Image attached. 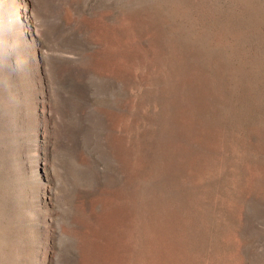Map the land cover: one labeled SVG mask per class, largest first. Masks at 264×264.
<instances>
[{
  "label": "rangeland",
  "instance_id": "1",
  "mask_svg": "<svg viewBox=\"0 0 264 264\" xmlns=\"http://www.w3.org/2000/svg\"><path fill=\"white\" fill-rule=\"evenodd\" d=\"M0 264H264V0H0Z\"/></svg>",
  "mask_w": 264,
  "mask_h": 264
},
{
  "label": "bare ground",
  "instance_id": "2",
  "mask_svg": "<svg viewBox=\"0 0 264 264\" xmlns=\"http://www.w3.org/2000/svg\"><path fill=\"white\" fill-rule=\"evenodd\" d=\"M139 255V254H138ZM154 255V254H153ZM143 259H144V257H143Z\"/></svg>",
  "mask_w": 264,
  "mask_h": 264
}]
</instances>
